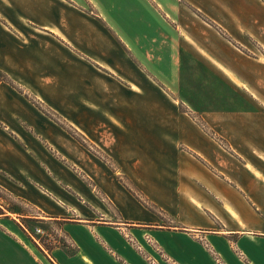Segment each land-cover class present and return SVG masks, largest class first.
Returning <instances> with one entry per match:
<instances>
[{"label": "crops", "instance_id": "crops-1", "mask_svg": "<svg viewBox=\"0 0 264 264\" xmlns=\"http://www.w3.org/2000/svg\"><path fill=\"white\" fill-rule=\"evenodd\" d=\"M12 1L27 7L24 16L39 28L36 29L39 33L31 35L28 45L23 44L17 33L7 28L5 14L0 12V71L41 99L43 92L35 85L42 77L60 80L69 89L71 78H76L77 94L108 95V103L100 104L101 110L116 109L110 104L111 95H125L126 109L140 111L142 118L136 122L117 119L115 124L110 120L113 125L110 121L103 124L112 127L109 134L114 143L110 151L117 146L121 150L122 156L112 152L117 161L140 160L141 174L145 175L142 188L158 203L160 215L138 204L132 205L131 210L126 196L120 192L113 201L121 209L122 222L102 224L87 212L86 218L77 222L64 218L69 210L63 200L51 193L57 191L49 179L42 183V189L33 188L30 180L36 179L38 173V159L31 151L36 149L37 137H44V130L28 118L29 106L21 95L3 82H0V192L29 203L40 194L56 203L60 209L46 219L63 222L65 236V231L72 228L94 233L95 227H99L111 229L109 233L113 236L114 233L126 237L150 236L160 246L172 245L169 250L180 264H264V105L239 82L236 68L216 55L221 66L212 60L206 62L177 40L168 46L162 38L165 31H158L159 43L142 34L132 46L121 36L126 27L119 29V25L112 24L111 19L116 21V17L110 7L95 0L89 1L99 11L97 18L79 10L84 16H74L71 22L70 10L59 1ZM66 15L68 27L64 24ZM13 21L16 30H24ZM150 27L155 29L153 25ZM19 57H23L20 63ZM27 62L36 69V77L24 76ZM96 79L105 80L111 87L96 90ZM183 106L198 112L202 119L188 118L181 113ZM131 127L140 128L137 130L142 139L140 145H129ZM79 164L87 172L85 164ZM107 170L110 171L101 166L94 175L107 180L111 172ZM23 171L27 179L25 191H22ZM86 193V186H80L79 195L84 198ZM105 193L110 199L116 197V187L110 183ZM0 201L4 202V197L0 196ZM0 208L6 211L1 205ZM8 214L0 213V264L26 253L32 256L37 250L20 240L19 232L24 233L16 230L18 224L13 215L18 216L17 213ZM66 238L74 250L54 249L49 258L55 264H119L100 244L96 243L99 247L95 242L89 244L74 235ZM108 244L105 241V246ZM130 247L125 244L122 250L132 264H143Z\"/></svg>", "mask_w": 264, "mask_h": 264}, {"label": "rangeland", "instance_id": "rangeland-1", "mask_svg": "<svg viewBox=\"0 0 264 264\" xmlns=\"http://www.w3.org/2000/svg\"><path fill=\"white\" fill-rule=\"evenodd\" d=\"M54 1L61 2L62 7L70 10V22L75 19L74 16L81 18L84 16L79 13V10L85 11L93 18L99 15L98 9L89 0ZM95 1L101 6L107 4L110 7V11L114 13L113 17H116V21L111 19L112 24L119 25V29L126 27L121 31V36L132 46L135 45L132 42L142 34L144 37H149L150 41L155 39L159 43L158 31H165L162 38L166 39L168 46L174 45V41L177 40L181 42L182 47L184 44L188 45L192 52L197 53L206 62L212 60L220 65L214 57L216 55L227 62V65L236 68L240 77L239 82L248 89L249 94H254L259 99L258 102L264 105V0ZM0 4V12L5 14L3 20L7 28L17 33V36L23 40V44L28 45L31 35L39 33L36 30L39 28L25 18L27 7L24 5L20 7L12 0H0ZM38 4L41 6L42 3ZM57 5L55 3V6ZM38 18H40L39 14ZM13 19L21 24L23 27L20 28L24 30H16ZM64 24L67 27L70 26L68 15ZM152 25L155 29L150 27ZM6 32L11 33L8 30ZM18 61L22 62L23 57H19ZM222 67L230 71L223 64ZM32 68L33 65L29 67L27 62L24 76L29 79L38 75L36 69ZM232 74L234 75L233 72ZM56 81L44 77L37 79L38 83L36 82L35 86L43 92L41 99L30 89L14 82L5 72L0 71V82L21 95L23 101L29 106L28 118L35 120L40 130H44V137H37L34 141L36 149L31 151L38 159L36 179H30L32 187L41 188L42 183L48 178V182L57 191V193H51L54 196L57 195L59 200H63L69 210L65 212L64 218L74 222L85 219L84 212L102 224H109L110 221L122 222L124 218L121 209L113 201L120 196V192L126 196V204L131 205V210L132 205L138 204L150 213L160 215L158 203L146 188H142V178L145 175L141 174L140 160L122 158L118 159V162L114 159L113 153L122 156V152L118 146L114 151L112 150L113 153L110 151L114 143V139L110 138L109 134L112 127L103 126V124L108 125L110 120H113L115 124L117 119L136 122L142 118L141 112L127 110L124 105L127 101L126 96L118 93L111 95L110 100V104L116 109L101 110L100 104L108 103L106 100L108 95L93 94L89 95L91 98L89 99V96L76 93V78H71L70 89L60 80ZM95 83H97L98 91L106 90L110 86L105 80L96 79ZM181 113H185L190 119H202L198 112L188 110L185 106L181 107ZM110 124L113 125L111 121ZM139 129V127L130 128L129 145L135 146L142 143L141 135L137 131ZM24 131L23 129V134H25ZM23 146L26 144L23 143ZM27 148L29 152L30 148L28 146ZM79 163L85 164L87 172L83 168L84 165L81 166ZM150 165L151 167L159 166ZM101 166L111 171L107 170L111 173L107 180L97 173L94 175L97 172L95 170ZM24 174L23 171L22 191H25L24 186L27 185L26 174ZM153 176L154 174L149 175L151 178ZM110 183L114 188L116 187L117 193L116 197L113 196L111 199L105 193ZM80 186L87 188L84 198L79 195ZM0 196L4 197V202L0 201V205L6 209L5 211L0 208V213L16 212L18 216L13 215L17 219H14L18 224L16 230L19 232L21 229L24 233L19 232L20 240L28 246L37 248L32 256L26 253L14 259L7 258L4 264H55L49 258L54 249L60 247L74 250L66 238L67 235L70 237L74 235L89 244L95 242L102 245L108 250L112 260L119 264L133 263L122 250L125 244L131 246V250L135 251L143 264H180L169 250L172 245L160 246L150 236L143 238L139 235H129L126 237L118 233H114L113 236L109 233L111 229L99 227H95L94 233L88 229L72 228L66 231L64 229L65 236L62 231L63 222L46 219L52 217L55 210L60 207L47 197H40V194L32 203L22 198L15 200L1 192ZM85 199H88L86 203ZM8 216L11 217V214ZM105 241L109 243L108 247L105 246ZM86 253L92 257L89 252Z\"/></svg>", "mask_w": 264, "mask_h": 264}]
</instances>
